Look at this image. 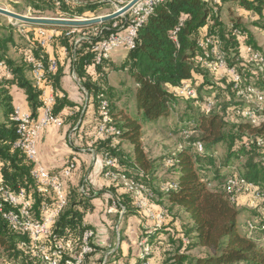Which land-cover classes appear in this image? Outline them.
<instances>
[{"label": "trees", "instance_id": "obj_1", "mask_svg": "<svg viewBox=\"0 0 264 264\" xmlns=\"http://www.w3.org/2000/svg\"><path fill=\"white\" fill-rule=\"evenodd\" d=\"M78 1L76 4L59 0L60 6L56 10L50 0H30V8L40 13L50 7L57 14L55 18L72 19L93 14L101 7L89 0ZM235 6L248 12L254 20L244 24L240 17L231 18L228 14L229 20L224 22L222 11H229ZM2 18L0 15V20ZM112 23L105 22L100 27H108ZM48 28L62 32L51 44L55 59L60 57L62 49L67 54L63 62L56 59L57 69L46 75V82L60 92L64 67L68 64L79 86L91 98L94 114H97V97L103 95L109 102L113 123L120 131L117 137L119 143L114 147L106 140L94 142L91 148L103 159L111 158L115 172L142 185L151 195L152 203L165 204L167 210L160 208L165 212V221L172 218L169 213L175 209L185 216V221L178 226L180 231L168 223L160 230L144 231L142 234L150 250L155 247L164 249L158 256V264H264V231L258 230L251 236L244 233L249 221L256 226L264 225V216L256 210L241 208L225 192V183L230 176L240 177L264 191V121L258 126L246 122L237 114L246 104L237 97L230 79L212 74L196 63L200 53L198 40L217 38L226 64L241 76V86L251 85L264 95V72L249 62L246 53L249 47L264 56L250 31L254 28L264 34V0H218L216 4L213 0H170L159 5L139 29L134 48L127 52L119 66L109 59L96 65L90 42L81 41L74 48L78 34L67 37L63 32L68 28ZM177 28L174 41L172 33ZM233 30L239 34H234ZM77 31L89 33L90 27L77 28ZM97 39L98 34L93 35L91 40ZM15 40L11 27L6 28L2 24L0 70L9 76L0 74V186L10 192L25 191L32 200L34 217L38 219L42 203L48 199L36 191L31 177L33 164L21 151L13 148L16 133L11 119L13 105L9 88L16 86L24 92L34 116L40 107V92L28 79L31 67L27 57L47 65L48 56L38 47L35 38L28 40L30 47L27 45V48L19 42L15 43ZM11 49H15L14 53L20 50L17 58H12ZM108 69L125 71L132 81L133 85L128 90L133 104L132 113L113 108L118 98L112 97V91L106 84L104 72ZM184 83L195 88L196 98L176 95V89ZM206 99L213 103L209 114L201 111ZM67 106L73 104L65 96L56 95L53 115L62 119L61 112ZM180 110L182 113L175 125L172 120ZM80 111L81 108L75 113L77 122ZM262 115L264 117V101ZM94 119L97 125L98 115ZM159 126H164L170 134L176 132L179 141L170 155L153 160L143 149V129ZM196 142L202 145L200 153L194 148ZM123 145L131 147L129 153L121 150ZM221 149L225 152L222 157L218 152ZM167 161L170 164H166ZM235 163L242 166L237 168ZM162 168L167 174L161 179L156 175ZM108 182L109 206L114 203L118 211L123 210V215L135 213L130 192L118 180ZM163 184H173L174 187L167 192L160 191ZM80 185L83 186L82 181ZM119 187L124 191L116 192ZM103 193L104 190L93 192L89 187H85L84 191H80L79 187L68 190L66 207L56 220L53 234L73 251L78 249L85 230L93 233L89 226L83 224V217L92 209L90 200ZM158 235L164 238L163 241L157 238ZM183 238L188 240V245L183 244ZM21 242H28V237L13 230L0 218L2 255L13 263L39 264L32 253L19 248ZM194 249H202L203 252L197 257L191 256L190 252Z\"/></svg>", "mask_w": 264, "mask_h": 264}, {"label": "built area", "instance_id": "obj_2", "mask_svg": "<svg viewBox=\"0 0 264 264\" xmlns=\"http://www.w3.org/2000/svg\"><path fill=\"white\" fill-rule=\"evenodd\" d=\"M50 1L54 4L55 9L58 10L60 6L59 0ZM65 1L76 4L79 3L78 0ZM89 1L101 6H108L111 8V11L102 15L93 16V14H88L84 15L85 17H73L72 19L65 20L84 21L103 17L119 12L130 3L134 2V0ZM169 1L170 0H136L125 13L112 20L113 23L111 26L100 27L101 24L95 27L91 26L89 33H81L77 31V28H68V30L63 33L67 37L79 34L74 41V48L81 41L90 42V51L93 55L94 63L98 65L108 60L110 53L115 50H123L125 52L132 50L139 29L146 23L154 9ZM203 1L209 2L210 0ZM213 3H218V0H213ZM23 16L32 17L29 13ZM9 20V26L12 30L16 29V26H29L28 24L13 19ZM177 30L178 28L172 33V39L174 41H176ZM34 31V38L38 47L42 49L51 44L53 39L59 34L57 29L48 27H35ZM103 31H105V34H103ZM233 33L239 34L236 30H233ZM96 34H98V39L94 41L91 40L92 36ZM197 44L200 53L196 57V63L212 74L222 77L227 76L230 79L232 88L236 92L237 97L241 98L246 104L237 114L252 126H258L264 121L262 115L264 101L263 92L251 85L241 86V76L234 68H230L226 64L224 54L220 49V43L217 38L205 37L198 40ZM246 53L249 62L259 71L264 72V56L260 53L253 52L249 47L246 49ZM27 62L31 67L32 84L40 92V114L34 117L31 113L23 111L19 106L13 107L11 119L15 124L16 133L13 148L21 151L26 160L33 164L31 177L35 182L36 191L39 195L48 200L42 203L40 208L41 216L36 219L31 209L32 200L25 191L19 190L10 192L0 186V218L13 230L28 237V242H21L19 248L32 253L39 261V264H87V258L94 252V247L91 244L93 233L90 230L84 231L78 249L74 251L69 248L67 243L62 242L53 234L56 220L67 204L64 178L70 176L71 171L74 169V165L69 162L62 169L60 174H55L48 172L37 163V145L40 133L50 125L58 126L61 124V119L53 115L55 96L57 95L56 90L52 85L45 83L46 75L56 71L57 60L53 57L48 58L47 65H44L33 57L28 56ZM0 68H2V65H0ZM72 75L73 79L76 81L73 72ZM81 91L86 95L83 88H81ZM175 93L181 98L194 99L197 96L195 88L189 83L180 85ZM212 105V101L206 99L205 103L201 106V111L205 114H209ZM97 115L98 121L91 139V144H94L96 141L109 140L111 146L114 147L120 131L113 123V118L110 115L109 102L103 95L97 97ZM184 133L185 132H183V134ZM194 148L199 153L203 150L199 142L194 144ZM166 164H170V161H167ZM114 167L115 165L111 158L103 159L102 177L107 181L118 180L122 186L130 192L136 211L145 219H149L153 222V231L160 230L165 224V212L161 209H155L151 205V195L142 185L126 178L123 174L115 172ZM85 187H87V184L83 181V186H81L80 190L84 191ZM173 187V184H167L162 189L164 192H167ZM225 192L234 203H239V198L244 197L243 199H246V205L249 209L256 210L264 216V191L258 190L253 184L246 182L240 177L230 176L225 183ZM114 208L116 209L115 204L112 203L109 210L111 211ZM117 212L120 216L123 214L122 209L119 211L117 210ZM258 230L264 231V225L256 226L253 222L249 221L246 223L244 233L247 236H251ZM182 242L184 245L189 244L186 238H183ZM138 246L142 248V252L139 254V262L137 264H151L150 258L146 257L150 249L146 245L145 240H139Z\"/></svg>", "mask_w": 264, "mask_h": 264}, {"label": "crops", "instance_id": "obj_3", "mask_svg": "<svg viewBox=\"0 0 264 264\" xmlns=\"http://www.w3.org/2000/svg\"><path fill=\"white\" fill-rule=\"evenodd\" d=\"M8 2L18 5L20 1L0 0V8L15 12V9H11ZM221 8L223 7L221 6ZM228 14L231 15V18L240 17L242 23L244 24H250L254 20L248 12L238 6L231 7L229 11H222L221 18L224 22L229 20L230 16L228 17ZM2 24H4V27L8 28L10 27V20L3 17L0 20V26H2ZM26 27H29L28 30L35 33V27ZM250 31L254 34L257 41L258 39L256 38V35H261V33L256 32V29L254 28H250ZM12 32L15 35L19 34L15 29H13ZM18 41L15 40V43H18ZM51 44L44 48L43 52L48 56V58H55V53ZM258 45L261 47L260 44ZM14 50L15 49H11L12 52ZM261 51L264 53V48H261ZM19 52H13L16 58L18 57ZM66 54L67 53L62 49L59 52L60 57L56 59L63 62ZM126 54L118 63L113 62L110 57L109 60L115 66H119L124 61ZM12 58L14 57L12 56ZM0 74L1 76H9L4 72V70H0ZM27 76L28 79L31 80L30 72ZM130 82L131 85L129 86V89L133 85L132 81ZM45 83L49 84L48 82ZM126 85H124V88H126ZM9 89L13 107L19 106L23 111L31 113L24 92L16 86H11ZM61 89L62 90L60 92L56 91L57 95L60 97L65 96L66 99L73 104V106H67L62 110L61 117L63 118L61 119L60 125H50L40 133L37 145V163L48 172L55 174H60L62 169L69 162L73 163L74 169L71 171L70 176L68 178H64L66 195L68 190L72 188L79 187L80 190L82 186L80 185L81 181H85L88 185L87 187H89L93 192H99L102 190L105 191V193H103L100 197H95L90 200L92 209L83 217V224L89 226L93 230L91 244L94 247V252L87 258V264H137L139 262L140 253L138 247L140 240L139 235L144 233L140 231V228H146V232H152L153 222L149 219H145L143 216H138V211L133 214H122L120 216L117 209L114 208L111 211L109 210L111 206H109L110 193L106 188L109 187L110 183L101 175L103 171V158L100 153H96L94 149L91 148V139L94 135L96 127L91 98L87 93L85 95L81 91L79 83L77 80L75 81L73 79L72 71L70 70L68 64L64 67L63 76L61 78ZM80 108V119L77 122L75 113L79 111ZM39 114L40 107L35 111L34 116L37 117ZM87 127L91 131L90 134H87ZM75 129V133L71 136L70 131ZM88 136L90 137L89 142L86 141L89 138ZM116 141L115 144H118ZM84 144L88 149H83ZM143 149L145 151L144 147ZM163 187L164 184L160 186V191H162ZM115 191L121 193L124 189L119 187ZM244 201L245 200H240L238 203L239 206L246 205V201L243 203ZM150 203L155 209H160L166 206L165 204L159 205L157 203H152L151 201ZM168 223H170L172 227H175L176 231H180L177 221L174 218H168L165 221V225ZM157 238L161 241L164 239L159 235ZM163 250L164 249H159L157 247L153 249V254L150 258L151 264L159 263L160 258L158 256Z\"/></svg>", "mask_w": 264, "mask_h": 264}, {"label": "rangeland", "instance_id": "obj_4", "mask_svg": "<svg viewBox=\"0 0 264 264\" xmlns=\"http://www.w3.org/2000/svg\"><path fill=\"white\" fill-rule=\"evenodd\" d=\"M19 1L20 2L18 3V5H14L8 2L11 9H15V13L22 14V15H26L27 13H29L31 14L32 17H35V18L57 19L55 18L57 16V14L55 13V10H52L50 7H47L45 10L41 11L40 13H36V12H32L31 10L28 11V8L31 9L30 0H19ZM108 11H111V8H109L108 6H101L100 8H97L95 11H93V16L102 15V14L107 13ZM79 17H85V16H79ZM15 28H16L15 29L16 32L19 33V34H16V40L20 39L18 42L22 44L23 48L24 47L27 48L26 46L28 45L29 41H31V38L34 39V32L31 30H28L29 27L16 26ZM57 32L59 33L57 36H59L62 33L60 30H57ZM256 38L258 39L257 41H258V44L261 45V48H264V34L256 35ZM55 39L56 38H54L53 41ZM125 54H126L125 51L115 50L110 53L109 57L111 58L113 62L118 63L124 58ZM12 56L16 58L13 53H12ZM104 73H105L106 83L109 88V91H112V97L113 98L118 97V100L114 101L113 108H118V109L121 108L123 111L132 113L133 104L131 102L130 94L127 91L129 89V86L131 85V82H130L131 80L127 76L126 72L125 71L119 72V71H113L111 69L110 70L108 69V70H105ZM124 85H126V88H124ZM181 113L182 111L180 110L179 114L173 118L172 122L175 123V125L178 119H180ZM93 116H97V114L96 115L94 114ZM164 128H165L164 126H161V127L159 126L157 128L145 127L143 129L144 138L142 141V145L145 148L147 156L153 160H160L166 155H170L172 152L176 150L178 146V141H179L178 134H176V132H174L173 134H170L169 130H166ZM75 131L76 129L73 131H70L71 136L73 133H75ZM90 133L91 131L88 128L87 134H90ZM86 141L89 142L90 137ZM116 142L119 143V140H117ZM86 148L87 147L84 144L83 149H86ZM121 150H123L127 154L130 152L131 147L129 145H123L121 146ZM218 152H219L220 157H222L225 154L223 149H221ZM235 165L237 166V168H240L242 166L241 163L238 165L235 163ZM163 170L164 168L160 169V172L157 173L156 176L161 179L163 177H166L165 174H167V172ZM243 198H239L238 202H240V200L243 201L244 200ZM243 203H245V201ZM240 207L248 209L247 205H242V206L240 205ZM164 209L167 210V206H164ZM138 216H141V215L138 214ZM169 216L174 218L177 221L178 226H180L181 221H185L184 214L176 209L172 211L171 213H169ZM146 230H147L146 228H140V231L142 232ZM139 239L140 240L143 239L142 235H139ZM139 250L141 253L142 248L139 247ZM202 252H203L202 249H194L193 251L190 252V255L197 257L201 255ZM152 254H153V251L149 250V254L146 257L151 258ZM0 264H18V262L13 263L12 260H7V258L3 256L0 251Z\"/></svg>", "mask_w": 264, "mask_h": 264}, {"label": "water", "instance_id": "obj_5", "mask_svg": "<svg viewBox=\"0 0 264 264\" xmlns=\"http://www.w3.org/2000/svg\"><path fill=\"white\" fill-rule=\"evenodd\" d=\"M135 1L136 0H134V2ZM134 2L130 3L128 6H126L119 12H115V13H112V14H109L103 17L93 18V19L84 20V21L65 20V19L32 18V17H26L20 14H16L14 12H11L3 8H0V15L6 18L13 19L15 21L24 23V24L37 26V27L82 28V27L97 26L105 22L114 20L117 17H119L121 14L125 13Z\"/></svg>", "mask_w": 264, "mask_h": 264}]
</instances>
